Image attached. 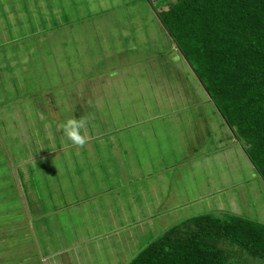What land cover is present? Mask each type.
I'll list each match as a JSON object with an SVG mask.
<instances>
[{
    "label": "rangeland",
    "instance_id": "1",
    "mask_svg": "<svg viewBox=\"0 0 264 264\" xmlns=\"http://www.w3.org/2000/svg\"><path fill=\"white\" fill-rule=\"evenodd\" d=\"M168 1L0 0V264H126L204 212L264 223Z\"/></svg>",
    "mask_w": 264,
    "mask_h": 264
},
{
    "label": "trees",
    "instance_id": "2",
    "mask_svg": "<svg viewBox=\"0 0 264 264\" xmlns=\"http://www.w3.org/2000/svg\"><path fill=\"white\" fill-rule=\"evenodd\" d=\"M157 11L264 179V0H169ZM126 264H264V223L204 212Z\"/></svg>",
    "mask_w": 264,
    "mask_h": 264
},
{
    "label": "crops",
    "instance_id": "3",
    "mask_svg": "<svg viewBox=\"0 0 264 264\" xmlns=\"http://www.w3.org/2000/svg\"><path fill=\"white\" fill-rule=\"evenodd\" d=\"M54 255V254H53ZM68 259V261H73V259L71 257H69L68 255L66 256L65 260Z\"/></svg>",
    "mask_w": 264,
    "mask_h": 264
}]
</instances>
